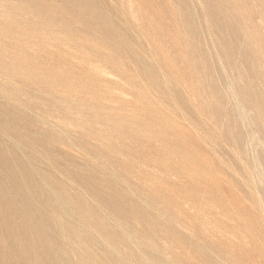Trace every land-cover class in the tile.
I'll use <instances>...</instances> for the list:
<instances>
[{
    "label": "rangeland",
    "instance_id": "1",
    "mask_svg": "<svg viewBox=\"0 0 264 264\" xmlns=\"http://www.w3.org/2000/svg\"><path fill=\"white\" fill-rule=\"evenodd\" d=\"M0 200V264H264V0H0Z\"/></svg>",
    "mask_w": 264,
    "mask_h": 264
},
{
    "label": "bare ground",
    "instance_id": "2",
    "mask_svg": "<svg viewBox=\"0 0 264 264\" xmlns=\"http://www.w3.org/2000/svg\"><path fill=\"white\" fill-rule=\"evenodd\" d=\"M85 3V2H84ZM128 8H130V7H128ZM122 13V12H121ZM132 13V12H131ZM116 15V14H115ZM120 16V15H119ZM61 22V21H60ZM42 31V30H41ZM26 33V32H25ZM85 34V33H84ZM54 40V39H53ZM82 39H80V41H81ZM131 41V40H130ZM132 43V42H131ZM135 46V45H134ZM138 46V45H137ZM104 49V48H103ZM92 65H90V67H91ZM93 68V67H92ZM222 68V67H221ZM12 69V68H11ZM95 69V68H94ZM223 69V68H222ZM222 69H221V71H222ZM99 70V69H98ZM98 72V71H97ZM70 73V72H69ZM102 73V72H101ZM100 73V74H101ZM8 74V73H7ZM103 74V73H102ZM7 76V75H6ZM14 76V75H13ZM226 76V75H225ZM12 77V76H11ZM51 77V76H50ZM166 78V77H165ZM173 78V77H172ZM6 79H8V78H6ZM49 79V78H48ZM153 82V81H152ZM229 82V81H228ZM8 83V82H7ZM10 83V82H9ZM49 83V82H48ZM82 85V84H81ZM231 85V84H230ZM49 86V85H48ZM178 86V85H177ZM84 88V87H83ZM181 89V88H180ZM183 92V91H182ZM233 92V91H232ZM231 92V93H232ZM184 93V92H183ZM6 95V94H5ZM8 96V95H7ZM232 99V98H231ZM236 101V100H235ZM237 102V101H236ZM61 103V102H60ZM59 104V103H58ZM63 104V103H62ZM45 112V111H44ZM71 112V111H70ZM240 117L241 118H243V116H242V113H240ZM78 118V117H77ZM82 119V118H81ZM47 120V119H46ZM109 121V120H108ZM241 121V120H240ZM2 122V121H1ZM58 123V122H57ZM250 127V126H249ZM105 128V127H104ZM110 131V130H109ZM65 134V133H64ZM6 138V137H5ZM252 138V137H251ZM9 141V140H8ZM12 141V140H11ZM10 141V142H11ZM108 142V141H107ZM14 143V142H13ZM18 147H20V146H18ZM22 148H24V147H22ZM110 148V147H109ZM77 151V150H76ZM7 152V151H6ZM78 152V151H77ZM82 152V151H81ZM108 152V151H107ZM109 153H110V151H109ZM253 163V162H252ZM253 165V164H252ZM257 167V166H256ZM260 167V166H259ZM54 171V170H53ZM249 174H250V172H249ZM261 175V174H260ZM40 181V180H39ZM65 181V180H64ZM70 185V184H69ZM1 201V200H0ZM67 205V204H66ZM75 205V204H74ZM68 206V205H67ZM76 206H78V205H76ZM69 207V206H68ZM60 209V208H59ZM70 209V208H69ZM78 209H79V207H78ZM80 210V209H79ZM42 211V210H41ZM62 212V211H61ZM66 213V212H65ZM78 213V212H77ZM75 215V213H74V211H72V210H69V212L67 213V215H66V219H67V221H71V218L73 217ZM79 215V214H78ZM64 219V218H63ZM66 219H65V221H66ZM81 219V218H80ZM78 222V221H77ZM65 224V223H64ZM97 226H98V224H96ZM176 226V225H175ZM179 228V227H178ZM24 232V231H23ZM188 234V233H187ZM78 239V238H77ZM20 241V240H19ZM20 244V243H19ZM20 248V247H19ZM20 253V252H19ZM18 253V254H19ZM137 254V253H136ZM113 255H114V258L116 257V255H117V257H118V252H116V250L114 251V249H113ZM139 255V254H138ZM121 257V256H120ZM77 263V262H76Z\"/></svg>",
    "mask_w": 264,
    "mask_h": 264
}]
</instances>
